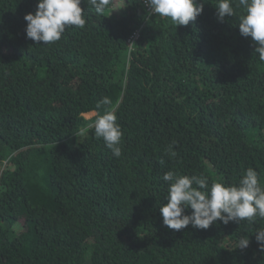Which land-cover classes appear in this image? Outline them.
I'll use <instances>...</instances> for the list:
<instances>
[{
  "label": "trees",
  "instance_id": "obj_1",
  "mask_svg": "<svg viewBox=\"0 0 264 264\" xmlns=\"http://www.w3.org/2000/svg\"><path fill=\"white\" fill-rule=\"evenodd\" d=\"M143 1L82 0L85 27L43 45L24 31L37 0H0V264H264V218L175 231L159 211L167 171L234 185L251 168L264 188V62L241 10L219 22L205 0L175 27ZM108 110L119 158L89 127Z\"/></svg>",
  "mask_w": 264,
  "mask_h": 264
},
{
  "label": "clouds",
  "instance_id": "obj_2",
  "mask_svg": "<svg viewBox=\"0 0 264 264\" xmlns=\"http://www.w3.org/2000/svg\"><path fill=\"white\" fill-rule=\"evenodd\" d=\"M96 14L103 16L106 9L115 8V0H84ZM82 0H37L36 10L24 16V29L27 39L33 42H43L50 45L61 39L68 27L84 28L86 19L84 10L80 7ZM149 9L148 15L167 18L173 25L187 26L195 21L204 7L205 0H145ZM215 14L219 22L225 17L236 15L235 9H240L239 34L250 37L254 45L253 54L264 62V0H216ZM111 104L107 97L97 103V109ZM94 128V135L102 139L112 155L119 158L122 155L121 138L123 132L117 123L115 111H105L97 114V119L89 125ZM175 144V141H173ZM171 157L176 152L169 146L166 153ZM168 184L167 194L159 207L162 225L168 229L181 231L189 225L195 229L207 230L217 221L227 225L229 222L253 223L257 217L264 218V188L260 186L258 174L249 168L234 185H225L219 181L209 182L203 174L183 175L175 171H167L162 176ZM191 210L186 214L187 210ZM255 239L260 252L264 253V229L255 232ZM248 237L238 239L236 248L241 250L249 246Z\"/></svg>",
  "mask_w": 264,
  "mask_h": 264
},
{
  "label": "built area",
  "instance_id": "obj_3",
  "mask_svg": "<svg viewBox=\"0 0 264 264\" xmlns=\"http://www.w3.org/2000/svg\"><path fill=\"white\" fill-rule=\"evenodd\" d=\"M143 7H144V9H145L146 14L148 15V13H149V9H148V7H147V5H146V3H145V0L143 1ZM148 16H153V15H148ZM138 37H139V30H135V31L132 33V35L129 37L128 41H127L130 47L132 46L133 42H134Z\"/></svg>",
  "mask_w": 264,
  "mask_h": 264
},
{
  "label": "rangeland",
  "instance_id": "obj_4",
  "mask_svg": "<svg viewBox=\"0 0 264 264\" xmlns=\"http://www.w3.org/2000/svg\"><path fill=\"white\" fill-rule=\"evenodd\" d=\"M92 116H94V113H93V112L84 114V117H85L86 119H89V118H91Z\"/></svg>",
  "mask_w": 264,
  "mask_h": 264
}]
</instances>
